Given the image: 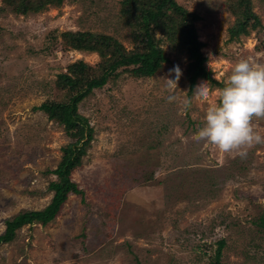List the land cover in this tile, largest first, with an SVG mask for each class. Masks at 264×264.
I'll return each mask as SVG.
<instances>
[{
	"label": "rangeland",
	"instance_id": "rangeland-1",
	"mask_svg": "<svg viewBox=\"0 0 264 264\" xmlns=\"http://www.w3.org/2000/svg\"><path fill=\"white\" fill-rule=\"evenodd\" d=\"M126 1L63 0L22 14L0 0V235L17 214L50 204L51 171L73 141L36 107L66 98L57 80L72 64L96 68L106 60L70 47L64 35H105L135 49ZM176 1L201 17V51L220 85L199 79L190 92L183 35L157 30L168 63L151 77L119 69L79 104L94 128L72 176L83 193H70L51 223L17 230L0 245V264H211L221 240V263L264 264V143L241 157L192 139L234 64L246 57L264 63V0H250L261 26L236 38L235 0ZM176 66L182 75L173 93L163 79L175 80ZM201 81L210 93L196 100ZM170 95L180 99L169 102ZM253 124L264 136V119Z\"/></svg>",
	"mask_w": 264,
	"mask_h": 264
},
{
	"label": "trees",
	"instance_id": "trees-1",
	"mask_svg": "<svg viewBox=\"0 0 264 264\" xmlns=\"http://www.w3.org/2000/svg\"><path fill=\"white\" fill-rule=\"evenodd\" d=\"M136 1L125 2L128 5L125 11L134 19L136 26L134 30H136L137 43L133 50L128 51L117 39L105 35L87 32L64 35L66 40L69 38L70 47L97 51L101 58L106 60L99 63L96 68L84 61L72 64L68 72L58 75L57 80V86L66 92V98L62 101L48 100L36 107L49 119L63 125L73 141L62 149L61 161L51 171L57 179L51 181L48 187L54 192L50 204L42 210L21 212L9 219L6 222L5 232L0 235V245L13 241L17 230L25 225L51 223L58 216L70 193H83L72 176L82 164L83 157L94 139V128L89 119L80 113L79 104L93 90L104 87L119 69H128L136 77H151L168 63L169 57L160 44L161 40L156 36L157 30L166 34L168 38L178 37L177 33L183 35L180 45L188 54L187 77L190 92L194 90L199 79L220 85L213 79L211 70L206 66L208 59L201 51L204 43L199 40L195 26L201 19L200 16L189 11L176 0H146L144 4L140 3L141 5ZM3 2L26 14L29 11H40L50 3L60 5L63 0H3ZM232 9L238 17L236 24L231 28L232 38L248 34L249 29L261 26V20L254 13L250 0H235ZM108 54L111 56L107 57ZM261 226L264 228L263 219ZM217 244V253L211 264H224L221 263L220 257L225 242L221 240Z\"/></svg>",
	"mask_w": 264,
	"mask_h": 264
},
{
	"label": "clouds",
	"instance_id": "clouds-1",
	"mask_svg": "<svg viewBox=\"0 0 264 264\" xmlns=\"http://www.w3.org/2000/svg\"><path fill=\"white\" fill-rule=\"evenodd\" d=\"M172 71L175 72V80H163L170 92L174 93L182 73L179 66ZM209 93V82L201 81L193 98L203 100ZM168 99L173 102L180 98L170 95ZM181 103L186 109L191 102L184 99ZM255 119H264V63L246 57L234 64L226 86L219 91L218 103L207 109L204 126L192 139L212 144L224 153H238L244 157L247 154L244 149L264 143V136L254 127Z\"/></svg>",
	"mask_w": 264,
	"mask_h": 264
}]
</instances>
